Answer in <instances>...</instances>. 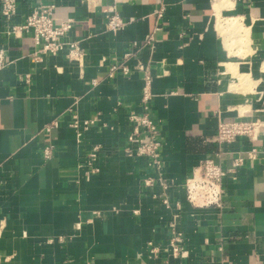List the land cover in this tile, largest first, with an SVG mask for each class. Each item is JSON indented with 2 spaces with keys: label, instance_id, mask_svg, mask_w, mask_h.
I'll return each mask as SVG.
<instances>
[{
  "label": "crops",
  "instance_id": "crops-1",
  "mask_svg": "<svg viewBox=\"0 0 264 264\" xmlns=\"http://www.w3.org/2000/svg\"><path fill=\"white\" fill-rule=\"evenodd\" d=\"M17 1L16 22L55 3L57 22L75 21L64 41L83 57L7 36L0 6V264H264V0ZM113 6L116 33L106 29ZM117 63L131 73L110 78ZM149 76L161 170L125 152ZM240 121L262 122L257 139L219 147V123ZM207 160L225 172L221 208L187 200Z\"/></svg>",
  "mask_w": 264,
  "mask_h": 264
},
{
  "label": "built area",
  "instance_id": "built-area-1",
  "mask_svg": "<svg viewBox=\"0 0 264 264\" xmlns=\"http://www.w3.org/2000/svg\"><path fill=\"white\" fill-rule=\"evenodd\" d=\"M82 2L96 8L101 5L102 0H82ZM17 3V0H0L4 34L15 38L30 35L38 48V53L41 55L57 56L64 54L71 61H77L83 57V49L79 42L64 41L72 31L75 21L67 19L57 22L55 19V3H41L32 10L23 22H16ZM164 14L165 8L162 7L157 12V18L159 20L162 19ZM106 20V29L109 32L116 33L124 28V23L115 6L110 8ZM146 45L154 48L155 41L153 38H150L146 42ZM130 56L132 55H126V58ZM6 67V50L0 48V71ZM118 73L129 75L131 69L124 63H117L110 67L108 76L112 78ZM152 97L151 79L149 76L146 79L143 92V112L142 114L133 113L130 115L132 132L128 136L129 146L125 149V152L130 157L147 158L151 167L161 170L163 163L159 152L162 143L157 123L150 113ZM261 125V121L220 122L218 126L219 147L233 145L241 137H248L251 141H255ZM53 126L57 127V123ZM50 130L51 128L48 129V131ZM101 151V146H95L88 157V165L91 168L92 174L99 173V169L94 165ZM44 154L46 158H50L52 154L51 148H46ZM256 154L257 151L254 149L249 156L251 159H255ZM242 162L241 159L235 161L234 172L242 165ZM224 176L225 172L221 165L217 164L214 160L205 161L202 167L196 169L193 176L185 183L188 202L196 208H221L224 197ZM165 204H168V202L165 201ZM150 248L151 254L158 255L160 253V248L155 247L153 244H150ZM184 249L180 236L173 233L168 243V250L171 256L173 258L180 257Z\"/></svg>",
  "mask_w": 264,
  "mask_h": 264
}]
</instances>
